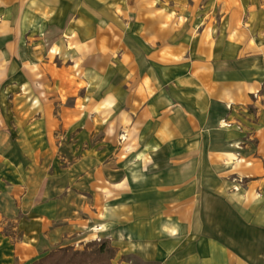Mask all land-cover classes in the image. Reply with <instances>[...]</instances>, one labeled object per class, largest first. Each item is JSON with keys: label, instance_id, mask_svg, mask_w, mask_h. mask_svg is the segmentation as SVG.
Instances as JSON below:
<instances>
[{"label": "crops", "instance_id": "crops-1", "mask_svg": "<svg viewBox=\"0 0 264 264\" xmlns=\"http://www.w3.org/2000/svg\"><path fill=\"white\" fill-rule=\"evenodd\" d=\"M6 81L11 142L32 161L0 188L20 207L27 171L43 175L19 223L24 264L94 233L116 264H252L207 222L220 206L264 221V0H0Z\"/></svg>", "mask_w": 264, "mask_h": 264}, {"label": "rangeland", "instance_id": "rangeland-1", "mask_svg": "<svg viewBox=\"0 0 264 264\" xmlns=\"http://www.w3.org/2000/svg\"><path fill=\"white\" fill-rule=\"evenodd\" d=\"M62 16L64 18L61 17L60 21L63 22V20L67 16L66 15H62ZM47 17L49 18V16ZM47 17H45V19ZM46 22H44L46 26L44 25V28H42L43 34H41V36H43V42L39 48V51L42 54H44V57L45 56L47 57V55H49L47 58L42 59L43 62L46 63L47 59L50 58L49 65L47 66L49 67L50 64L53 65V58L51 57V55L56 54V52L60 51V49L56 45H54L53 47L50 45L51 32L48 30L47 27L50 26V20ZM31 47L28 46V49L26 50L28 56H31ZM15 86H17V84L14 83L13 85V81H9L8 83L6 81V83L4 84L0 83V105H2L1 118L4 117L6 119V122L5 119H2L1 121L2 123L4 122L3 123L4 125L0 123V153L2 155L8 152L13 154V156L6 158L7 159L6 162L0 163V180L6 179L5 178L6 175H4L6 171H10L9 174L7 172V176L9 175L11 177L12 175L14 177L18 175V167H16L17 162L22 163L25 167H29L30 161H32L30 157H23L18 155L19 149L17 143L15 141L11 142L12 138H14V135L17 132V125H16L17 118H15V111L13 110V106L16 100H18V98L14 100L15 96L12 92V89L13 90L18 89V87ZM27 176L29 180L28 183L31 186V189L29 190L27 203H21L20 207L17 206V204H15L13 200L7 195L6 193L8 191L7 187L5 189L0 188V264L26 263V261H23L21 258L19 259V255L17 253L20 250L19 249L20 246H27L25 243L22 242V240H25V242L29 241L30 236L25 235V232L22 229V227L19 225V223L21 219L29 218L30 216H33L34 213H32L31 209L34 208L33 206L34 194L37 191L38 184L40 183V179L43 175L41 172L35 173L34 171H32V166H31V170L27 171ZM0 182H4V181H0ZM4 184L6 183L4 182ZM63 184L64 185L66 184L65 178L56 179L52 181L50 183V187L55 188L54 189L55 193H52V195H49V197L52 198L53 196H56L59 193L61 196H65V191L63 192L58 189V187ZM221 207L222 206L218 207L217 210L214 209V206L209 207L208 212H211L210 208L214 210L212 213L208 215L210 216V219L207 222L210 226V228L208 227V232L210 233L211 231L214 232L219 231V237L222 239V241L234 247L236 250L241 251V253H245L244 255L248 256L249 260L251 261L250 263L264 264V257L262 258V256H260V253L258 252L260 245L264 246V231L262 230L258 231V226L259 227L264 226V221L261 222L255 221L256 222L255 225L257 226L254 225L255 227L249 229L246 227L247 224L241 221L240 219L239 220L234 219L231 221L227 220L228 211L226 207H222V208ZM244 221H246V219H244ZM62 240L63 239L61 238L60 242L59 241L56 242L54 245H51V247L49 248L55 249L60 247L59 245H61L62 243L67 244L70 241L69 239L63 241ZM104 240H107L109 246L113 247L112 242L109 239L103 238L102 240L99 239L97 241L101 242ZM29 242L34 243V241L32 240ZM86 244H83V246H77V245H72V246H74L77 250H84ZM43 249L41 250L40 254H44L46 251L51 250V249H46L43 251ZM96 249H97V245H93L91 248V250H96ZM116 254L117 251L111 260V264H116L114 261L116 258ZM122 258L126 261H130V257L126 255H123ZM136 262L138 264H143L138 261Z\"/></svg>", "mask_w": 264, "mask_h": 264}, {"label": "trees", "instance_id": "trees-1", "mask_svg": "<svg viewBox=\"0 0 264 264\" xmlns=\"http://www.w3.org/2000/svg\"><path fill=\"white\" fill-rule=\"evenodd\" d=\"M93 245H97L96 250H91ZM115 253L107 240H95L87 243L84 250L72 245L51 249L28 264H111Z\"/></svg>", "mask_w": 264, "mask_h": 264}, {"label": "bare ground", "instance_id": "bare-ground-1", "mask_svg": "<svg viewBox=\"0 0 264 264\" xmlns=\"http://www.w3.org/2000/svg\"><path fill=\"white\" fill-rule=\"evenodd\" d=\"M241 161H242V159H241ZM97 238H98L97 234L94 233V234L90 235V237H87V240H96Z\"/></svg>", "mask_w": 264, "mask_h": 264}]
</instances>
